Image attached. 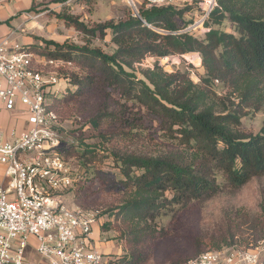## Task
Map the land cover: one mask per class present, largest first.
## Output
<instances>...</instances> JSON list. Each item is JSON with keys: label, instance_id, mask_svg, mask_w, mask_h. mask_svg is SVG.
<instances>
[{"label": "trees", "instance_id": "trees-1", "mask_svg": "<svg viewBox=\"0 0 264 264\" xmlns=\"http://www.w3.org/2000/svg\"><path fill=\"white\" fill-rule=\"evenodd\" d=\"M96 1L76 0L82 5ZM217 3L206 22L210 30L203 36L184 30L187 24L181 20L188 6L142 3L139 15L129 12L122 19L97 24L64 8L58 17L84 35L83 43L35 37L39 41L28 46L47 60L61 61L60 76L75 86L65 98L54 97L51 109L57 112L55 105L62 100L97 97L89 122L100 142L72 143L62 150L66 159L76 157L87 175L125 194L117 207L89 208L107 220L104 230L114 218H121L139 238L131 252L106 264L143 262L140 245L157 238L158 218L174 205L204 202L264 177V123L258 133L242 128L248 111L264 108V0ZM226 20L233 32L214 27ZM108 33L116 45L112 53L92 43ZM190 52L202 57L204 72L198 82L188 71H167L158 62L136 66L149 55ZM219 84L229 91L220 95ZM147 127L161 132L169 145L140 149V142L151 137L143 133ZM110 157L120 178L99 167ZM261 216L264 223V208Z\"/></svg>", "mask_w": 264, "mask_h": 264}, {"label": "rangeland", "instance_id": "rangeland-1", "mask_svg": "<svg viewBox=\"0 0 264 264\" xmlns=\"http://www.w3.org/2000/svg\"><path fill=\"white\" fill-rule=\"evenodd\" d=\"M133 2L132 0H97L92 4L82 5L76 0H0V23H9L10 20L19 23V43L24 47L29 46L24 43L23 38L25 37L32 38L33 41H39L35 39L39 37L59 42L70 40L82 44L84 35L66 25L65 21L58 17L57 14L64 8L70 13L79 15L87 23L97 24L109 19H122L129 12L135 13L136 9L139 10L143 0H133ZM188 8L181 20L183 25L187 24L184 30L191 31L197 36H203L210 30L206 24L209 17L204 19L203 24L201 23L197 28L189 29L196 21H201L204 12L197 4L188 6ZM214 27L233 32V26L228 20ZM92 43L109 53L116 48L111 41L110 33L104 37L93 38ZM155 62L167 71L176 69L188 71L195 82L200 80V75L204 72L199 52L162 58L149 55L136 66L138 68L151 67ZM48 69L56 68L49 66ZM59 87L65 89L59 95L60 99L65 98L67 90L75 89L74 85L65 80L59 83ZM216 90L220 95L229 91L228 87L223 84L216 85ZM96 102L97 97L93 96L62 100L56 103L55 108L59 115L63 140L67 144L100 142L98 131L89 122ZM263 123L264 108L258 112L248 111L242 118V128L247 132L258 133ZM154 130L144 128L143 133H150L151 137L140 142L138 146L140 149L158 150L169 145V142L161 136V132H154ZM70 161L79 181L74 184V189L67 191L63 197L68 205H81L86 208L103 210L120 205L125 196L121 189L103 184L99 179H94L92 174L87 175L76 157H70ZM99 167L121 177L111 157L105 159ZM219 181L222 183L224 179L221 177ZM263 208L264 177L253 179L237 191H221L204 202H194L187 207L174 205L158 218L157 238L146 242L145 247L140 245L143 262H139L140 264H181L204 251L253 247L264 239V236L260 238L262 234L264 235V223L261 216ZM102 222L103 225L107 220L104 218ZM102 225L101 248L116 263L118 256H124L136 247L135 242L139 238L135 237L132 226L122 221L121 218H114L106 230ZM252 241L254 245H250ZM233 242L235 245H230Z\"/></svg>", "mask_w": 264, "mask_h": 264}, {"label": "built area", "instance_id": "built-area-1", "mask_svg": "<svg viewBox=\"0 0 264 264\" xmlns=\"http://www.w3.org/2000/svg\"><path fill=\"white\" fill-rule=\"evenodd\" d=\"M147 6H191L210 16L217 0H143ZM188 29V30H189ZM20 43L0 42V102L27 116L28 126L0 135V264H106L101 248L104 216L98 210L68 205L63 197L77 181L62 150L58 113L51 100L65 89L58 67ZM56 69H48V67ZM184 264H264V239L253 247L204 251Z\"/></svg>", "mask_w": 264, "mask_h": 264}, {"label": "crops", "instance_id": "crops-1", "mask_svg": "<svg viewBox=\"0 0 264 264\" xmlns=\"http://www.w3.org/2000/svg\"><path fill=\"white\" fill-rule=\"evenodd\" d=\"M19 28V23L14 22V20H10L9 23H0V42L9 39L12 43H19ZM23 39L25 40L24 43L28 45L35 42L32 38L25 37ZM23 109L24 107L19 104V113L14 114L0 102V135L2 134L5 138H11L13 132L18 133L27 128V116L21 112Z\"/></svg>", "mask_w": 264, "mask_h": 264}, {"label": "water", "instance_id": "water-1", "mask_svg": "<svg viewBox=\"0 0 264 264\" xmlns=\"http://www.w3.org/2000/svg\"><path fill=\"white\" fill-rule=\"evenodd\" d=\"M132 2H133V0H132ZM133 3H134V2H133ZM135 14H136V15H139V10H138V9L135 10Z\"/></svg>", "mask_w": 264, "mask_h": 264}]
</instances>
